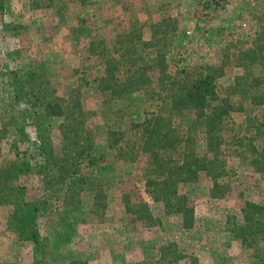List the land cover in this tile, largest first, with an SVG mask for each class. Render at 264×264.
<instances>
[{
  "label": "trees",
  "instance_id": "1",
  "mask_svg": "<svg viewBox=\"0 0 264 264\" xmlns=\"http://www.w3.org/2000/svg\"><path fill=\"white\" fill-rule=\"evenodd\" d=\"M12 1L0 0V32L18 36L27 26L7 21ZM28 1L32 9L39 10L52 7L55 0ZM139 23L134 20L135 27L119 36L113 48L99 39L89 44V57L99 67L94 85L103 95L102 118L110 126L109 148L125 163L146 159V193L163 205L166 216L177 218L182 229L191 232L197 225L196 202L182 188L207 179L212 183V198L223 199L230 194L231 185L226 181L230 174L225 154L231 151L228 146L236 147V152L240 151L239 155L264 177V26L253 46L237 55L236 65L244 71L227 89L247 101L250 112H260L246 116L243 125L247 135L229 136L233 113L248 110L236 107L231 96L220 93L218 80L226 76L228 63L174 71L169 63L174 45L168 38L171 26L164 30L160 24L154 26L152 37L146 40L144 26ZM18 54L9 52L10 64H0V92L7 103L0 112V143L6 142L8 147L5 152L0 146V157L7 156L0 162V208L9 211L7 230L19 241L32 244L34 259L30 264H49L50 244L40 231L39 221L56 212L53 207L59 203L68 209L80 208L83 193L92 186L93 174L110 155L95 145L96 136L88 127L95 113L85 108L81 87L60 94L46 70L11 65ZM139 92L158 99L161 106L143 122L131 120L128 128L135 138L126 140L123 115L120 109H114ZM30 126L36 130L35 141L29 136ZM56 132L59 145L54 138ZM201 139L206 143L204 150L199 147ZM26 177L42 183L36 196L23 182ZM100 186L88 212L92 219L105 216L106 187ZM124 202L132 222L149 228L160 224L161 218L153 215L148 202L136 204L130 195H125ZM232 219L233 238L251 254L253 264H264V197L261 202L244 201L241 218ZM159 253L169 264H200L195 253L181 250L175 242Z\"/></svg>",
  "mask_w": 264,
  "mask_h": 264
},
{
  "label": "rangeland",
  "instance_id": "2",
  "mask_svg": "<svg viewBox=\"0 0 264 264\" xmlns=\"http://www.w3.org/2000/svg\"><path fill=\"white\" fill-rule=\"evenodd\" d=\"M55 0L50 8L32 9L28 0H13L7 21L27 26L18 36L0 32V64H10L9 52H19L11 65L34 66L46 70L59 93L67 95L70 88L81 87L84 106L95 113L88 126L96 136L95 145L108 156L107 163L93 174L89 189L83 193L80 208H65L39 221L40 231L50 244L49 264H169L161 259L159 250L172 242L181 250L195 253L200 264H253L254 259L239 245L232 234L234 218H241L244 201L261 202L264 197V177L256 173L236 147L228 146L227 160L231 192L223 199L211 196L212 183L202 179L187 184L182 192L195 199L197 225L185 232L177 218L166 216L162 204L155 203L145 191L143 157L138 163H125L114 157L109 148L103 116V95L94 85L98 76V63L89 57V44L94 39L105 41L113 48L121 35L129 32L134 20L144 26V38L150 40L154 26L169 27L173 47L169 63L177 68L195 69L207 65L228 63L226 76L218 80L222 96H231L236 107H245L248 113L234 112L229 126L230 135H247L244 120L251 107L239 95L227 92L235 85L236 77L244 68L236 65L239 52L251 48L264 26V0ZM135 27V26H134ZM15 57L13 56L12 60ZM89 84H86V81ZM6 100L0 92V112L6 109ZM161 101L149 99L144 92L134 94L128 102H120L116 109L123 115L126 140H134L128 128L131 120L143 122L157 113ZM230 130V131H229ZM29 136L36 140L34 126ZM55 142L60 144L59 133ZM5 152L6 142H1ZM204 150L206 143L200 140ZM60 149V146H57ZM243 152V151H242ZM241 154V153H240ZM6 154L0 157L3 162ZM39 159V154L37 155ZM41 162L42 159L40 158ZM36 196L42 183L34 178L23 181ZM105 189V216L92 219L88 212L93 206L95 192ZM130 195L134 203L146 201L153 215L161 218L153 228L132 222L126 213L124 197ZM134 206V205H132ZM9 211L0 208V263L33 262L32 244L19 241L7 230ZM162 223V225H161ZM177 264H184L179 262Z\"/></svg>",
  "mask_w": 264,
  "mask_h": 264
},
{
  "label": "built area",
  "instance_id": "3",
  "mask_svg": "<svg viewBox=\"0 0 264 264\" xmlns=\"http://www.w3.org/2000/svg\"><path fill=\"white\" fill-rule=\"evenodd\" d=\"M226 2H228V0H221L220 4H225Z\"/></svg>",
  "mask_w": 264,
  "mask_h": 264
}]
</instances>
